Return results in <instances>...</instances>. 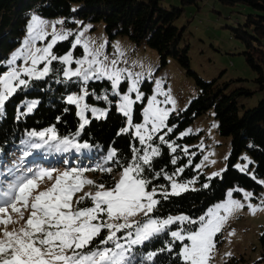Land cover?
<instances>
[{
	"label": "snow or ice",
	"instance_id": "1",
	"mask_svg": "<svg viewBox=\"0 0 264 264\" xmlns=\"http://www.w3.org/2000/svg\"><path fill=\"white\" fill-rule=\"evenodd\" d=\"M88 27L75 35L72 44L73 50L77 46L83 48L82 58L74 59L71 50L63 56H56L52 52L54 45L73 34L56 32L53 25L51 40L42 47H36V43L45 41L49 33L45 31L44 20L37 15L31 17L27 29L28 38L23 41L20 49L11 54L6 61L8 70L0 75V117L4 115L5 102L13 94L22 87H28L30 79L47 77L52 71L53 61H58L65 67L61 69L64 80L57 82L75 78L73 82L82 85L81 94L67 96V103L79 109L78 131L63 137L58 135L54 127L30 131L28 139L22 142L26 148L23 155H31L30 150L34 149L59 154L81 153L82 150L92 149V145L77 139L91 122L86 113L90 112L95 119H106L109 109L92 107L85 103V99L92 95L97 100L107 101L109 105L113 101L109 100L107 90L103 95L89 93V81L110 82L111 95L118 98L116 110L125 117L126 124L117 135L131 132L143 147L132 145L130 161L124 164H120L117 150L111 148L102 162L93 167L69 166L63 171L55 167L28 168L26 173L20 175L9 170L6 186L0 185V264H144L145 261H154L158 252L148 251L141 257L135 249L146 246V242L162 234H170L172 242L159 249V252L173 253L175 242L179 241L178 250L173 255L179 259L180 264H210L214 258L216 235L221 232L232 213L245 205L232 199V192H229L228 200L209 208L196 219L183 214L168 215L166 218L151 215L161 202L157 196L167 200L171 196L195 190L190 188L194 181H177L176 176L184 172L183 167L177 168L172 175L163 169L152 171L153 160L161 155L159 145H153L154 140L166 144L173 153L176 152L174 142L165 140L167 133L159 135L165 128L167 132L172 131L166 121L170 111L174 110L175 101L168 93L161 91L160 83L157 82L156 94L148 98L146 106L141 109L142 123H134V106L145 103L144 93L140 90L142 74L118 67L116 59L109 61L102 50L103 46L93 50L88 41L81 39ZM18 60H23V68L17 66ZM42 63L43 68H38ZM73 64L77 67L72 68ZM23 76L30 79H24ZM122 83L125 84L123 92ZM159 95L164 96L163 101L157 99ZM37 103H28L27 112L31 113ZM161 104H172L173 108L161 107ZM183 151L187 153L188 149L184 148ZM61 162L68 164L67 159ZM110 162L122 168L118 180L113 178L114 182L111 183L97 182L85 175L90 171L111 174L113 168L105 166ZM176 162V158L171 160L172 164ZM236 167L240 171L247 170V165ZM146 171L152 172L151 178L145 174ZM160 177L170 184L149 188L152 179ZM45 181L48 184L41 188ZM259 183L264 184V180ZM86 186H91L94 191H84ZM203 187L207 188L208 185L204 184ZM244 197L247 200L252 197V193L244 192ZM261 203L264 204V201ZM247 207L253 214L261 210L252 204ZM221 212L225 214L221 215ZM138 216L141 219H135ZM174 224L178 225V230L170 229ZM10 225L15 227L10 229ZM193 225L195 228L191 227ZM230 235H234V232Z\"/></svg>",
	"mask_w": 264,
	"mask_h": 264
},
{
	"label": "trees",
	"instance_id": "2",
	"mask_svg": "<svg viewBox=\"0 0 264 264\" xmlns=\"http://www.w3.org/2000/svg\"><path fill=\"white\" fill-rule=\"evenodd\" d=\"M201 0H182V8L163 6L162 0H0V75L8 66L6 61L10 54L22 43L27 32L28 22L33 15L52 19L66 18L67 25H74L77 21L82 24H97L103 22L106 32L111 40L117 37H128L136 44L145 42L150 48L159 52L162 65H166L168 57L172 55L179 63L190 68L188 47L181 50L179 43L182 31L177 27V20L183 15L187 5H197ZM223 5L233 7H248L253 13L247 15L244 24L234 29L236 38L246 45L243 53L250 67L259 73L256 80L264 91V0H215ZM72 48V38L59 43L55 47L56 56H63ZM80 50V49H79ZM64 65L55 61L52 72L45 78L31 80L28 87L20 88L6 103L5 112L0 119V161L7 163L11 157L22 154L26 148L22 143L28 139V132L43 131L54 127L59 136H71L78 131L80 123L74 105L68 104L66 98L69 94L80 90L79 82L63 81L62 71ZM193 75L199 90L198 96L189 107L179 113H173L168 126L172 132L167 135V141L174 142L176 152H172L167 145L162 147L161 155L153 160L154 172L163 169L172 175L177 168L185 166L179 177L183 182L197 180L199 188L187 191L179 196H171L164 200L160 197V204L154 212L155 216L165 218L168 215L186 214L193 219L204 215L215 203L224 200L227 192L235 187L261 191L262 186L257 179L264 180V98L258 106L240 114L239 97L251 96L253 93L240 89L227 94V84L221 88L216 81L207 82L196 73ZM87 87L96 90L98 94L109 92L110 82L92 81ZM93 100V96H90ZM36 101V107L31 113L27 112V104ZM214 110L219 122V132L223 137L232 138V151L226 170L220 177L208 179L204 174L197 175L193 166H187L188 157L183 151L185 143L193 141L194 136L180 138L196 119ZM23 113V115H22ZM136 118L140 119L137 110ZM125 117L113 106L106 119H91L77 138L79 142L92 145L91 150H82L87 160L83 167H93L102 162L103 157L111 148L117 150L120 164L130 161V147H141L132 133L117 135L119 129L125 127ZM45 160L53 159V163L60 162L72 153L63 156L59 153H49L44 149L30 150ZM247 151L254 161V175L256 179L237 170L234 164L239 156ZM42 153V154H41ZM74 153V152H73ZM80 153V154H81ZM34 154V155H35ZM79 154V153H74ZM34 157V156H32ZM176 158V164L171 160ZM12 162V160H11ZM111 174L101 172H87L100 175V181L114 182L115 175L122 170L120 165L110 162ZM149 178L152 172L145 173ZM152 183L169 185V181L160 177L152 179ZM208 187L204 188L203 185ZM87 203V202H86ZM195 228V225L191 226ZM263 251L260 259L254 264H264V229L260 238ZM172 242L170 234H162L148 242L144 252L157 251L158 255L152 262L144 264H180L173 253L178 250L179 241L175 242L173 253L159 252V249ZM95 243V242H94Z\"/></svg>",
	"mask_w": 264,
	"mask_h": 264
},
{
	"label": "rangeland",
	"instance_id": "3",
	"mask_svg": "<svg viewBox=\"0 0 264 264\" xmlns=\"http://www.w3.org/2000/svg\"><path fill=\"white\" fill-rule=\"evenodd\" d=\"M161 3L169 9L171 7H183L182 0H162ZM184 7L185 11L177 20L176 25L182 31V38L179 43L180 49L183 50L188 47L189 50V69L183 67L172 55L168 57L167 64L162 65L159 52L150 48L145 42L136 44L128 37H117L111 40L106 32L105 24L103 22L97 24H82L77 21L74 25L70 26L66 24V18L64 17L52 19L40 17L45 21V31L49 33V36L45 41L37 42L35 46L42 47L51 40L53 25H55L56 32H71L73 35L69 36L67 40L72 38V44L74 43L75 35L90 26L88 27V30L84 32V36L81 38L82 40L88 41L93 50L101 49V46H103L102 50L104 55L114 57L118 62V67L127 69L126 66H128L129 71L142 74L143 82L140 85V90L144 93L145 103H138L134 106V123H142L141 109L146 106L147 99L156 94V83L159 82L161 91L168 93L171 99L175 101L174 110L170 111L166 121L167 127H169L168 120L170 116L173 113H179L180 111L187 109L199 94L196 80L193 75H190L189 71L196 73L200 78L207 82L216 81L217 85L221 88L227 84L228 86L225 90L227 94H231L240 89L252 92L253 94L251 96L243 95L238 99L241 115L247 110L257 107L259 102L264 98V91L261 90L260 84L256 81L259 78V73L253 70L248 64L243 54L246 51V45L242 40L236 38L234 32V29H237L241 24H244L247 15L253 13V10L248 7L223 5L215 0H201L197 5H187ZM60 21H63V23H59ZM29 23H31V19L29 20L28 25ZM27 38L28 32H26L23 37L21 45H19L12 53L20 49L23 45V41ZM64 41H58L54 45L52 49L54 55L57 53L55 47ZM71 51L74 59H80L84 55L81 46H77L74 50L71 48ZM108 60L111 61V59ZM54 62L55 61H53V63ZM17 66L23 68L25 66L23 60H18ZM28 66H30V62ZM43 66L42 63L38 65V68L42 69ZM75 67H77V65L73 64L72 68ZM22 78L30 79L26 76H23ZM73 79L75 80V78ZM31 80L33 79H30V81ZM81 89L82 85L80 84V90L69 95H79L81 94ZM87 89L89 93L95 92L96 95L105 94V92L98 94L96 90H90L88 87ZM121 91H125L124 83L121 84ZM108 94L109 100L113 101L111 105H109L107 101L95 99L94 96V101H91V95L86 97L85 103L92 107L108 108L110 111L113 106L116 107L118 98L111 95V90H109ZM157 99L163 101L164 96L159 95L157 96ZM161 107L172 109L173 105L161 104ZM76 110L78 113L79 109L77 107ZM137 110L140 112V119L136 118ZM86 116L90 121L91 119H95L91 116L90 112L86 113ZM1 118L2 117H0V119ZM171 132H167V128H165L159 133V135H164L165 133L168 135ZM182 133H188L187 135H180V138L182 139L194 136L193 141L185 143L183 147V149H188L185 154L188 157L187 166H193L197 171V175L202 173L208 179L220 177L228 166L232 151V138L221 136L219 132V122L216 119L214 110H211L207 114L196 119L195 122ZM167 135H165V140H167ZM153 145H159L160 150L162 151V147L166 144L154 140ZM84 153H72L69 156H67V153L61 154L67 156L64 160L67 159L68 164L62 163L61 160L60 162L52 164L53 159L46 157L45 160H43L42 156H37L35 152L27 157H25L23 153L14 157L12 156V162L11 160L7 163L0 161V185L6 186L9 180V170H13L16 175H20L26 173L28 168L38 169L40 167H55L60 171H63L69 166L83 165L84 162L88 161ZM205 157L207 159H205ZM244 157H247L248 159L245 160ZM249 161H251V163H249ZM236 165H247V170L241 172L246 173L251 177L255 176L254 161L247 151H244L234 164V167L240 171ZM182 167L185 169V166ZM121 171L115 175L114 178L116 180L119 179ZM214 173H219V175L214 176ZM85 175L88 178L100 182V175H95L94 173H85ZM181 175L182 173L176 176L177 181L186 183L179 179ZM261 180L263 179H257L258 183ZM46 184H48L47 181H45V184L41 185V188ZM259 184L262 186V189L258 193L241 187H235L227 192L224 200L211 206L213 207L218 203H223L228 200L229 192H232V199L239 200L245 205V207L237 209L232 213L224 223L221 232L216 235V247L213 253L214 258L210 261V264H254L260 259L263 251V245L260 238L264 229V204L261 203V201H264V184ZM152 186H159V184L152 183L149 188ZM190 188L195 190L199 188L197 180H194V183L190 185ZM238 189L242 191H238ZM89 190L94 191L91 186H86L84 189V191ZM244 192L252 193V197L246 200ZM82 194L83 193H78L77 195ZM156 198L160 199V196H157ZM248 204L259 206L261 210L253 214L247 207ZM154 212L151 215L156 217ZM224 214L225 213L221 212V215ZM25 215L27 216V213ZM177 215L182 214H175L172 216ZM135 219H141V217L138 216ZM21 224H23V221H21ZM184 226L188 227L187 224ZM9 227L11 229V227L15 226L10 225ZM170 229L178 230V225L174 224L170 226ZM233 232L234 235H230V233ZM101 235H103V233ZM147 243L148 242H146V244ZM185 243H187V241H185ZM144 248L145 246L139 247L135 249V251L142 257L147 253L144 252ZM228 253H230V255H227Z\"/></svg>",
	"mask_w": 264,
	"mask_h": 264
},
{
	"label": "built area",
	"instance_id": "4",
	"mask_svg": "<svg viewBox=\"0 0 264 264\" xmlns=\"http://www.w3.org/2000/svg\"><path fill=\"white\" fill-rule=\"evenodd\" d=\"M107 57H108V59H111V60L114 59V57H109V56H107Z\"/></svg>",
	"mask_w": 264,
	"mask_h": 264
},
{
	"label": "bare ground",
	"instance_id": "5",
	"mask_svg": "<svg viewBox=\"0 0 264 264\" xmlns=\"http://www.w3.org/2000/svg\"><path fill=\"white\" fill-rule=\"evenodd\" d=\"M126 68L128 69L129 67H128V66H126Z\"/></svg>",
	"mask_w": 264,
	"mask_h": 264
}]
</instances>
